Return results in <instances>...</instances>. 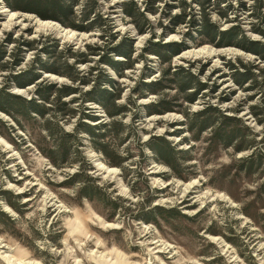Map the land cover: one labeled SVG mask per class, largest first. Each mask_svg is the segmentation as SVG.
<instances>
[{
    "label": "rangeland",
    "instance_id": "obj_1",
    "mask_svg": "<svg viewBox=\"0 0 264 264\" xmlns=\"http://www.w3.org/2000/svg\"><path fill=\"white\" fill-rule=\"evenodd\" d=\"M201 1L218 28L236 24L264 43V0ZM133 6L149 20L141 31L124 11ZM182 9L184 20L171 22ZM198 9L196 0H76L66 21L95 16L91 28L77 29L0 0V87L35 98L38 82L72 87L43 116L0 109V264H264V57L208 41L196 29ZM88 10L95 14L82 18ZM123 38L131 47L125 59L109 50ZM149 40L183 45L166 61ZM101 54L131 64L116 73ZM29 66L34 82L10 78ZM178 66L191 73L184 90L171 73ZM233 66L251 78L238 85ZM154 79L155 90L146 89ZM196 79L203 87L186 100ZM96 83L118 92L122 110L108 115L86 99ZM206 107L214 123L232 116L233 142L210 138L212 125L195 130L193 112ZM83 122L97 125L93 135ZM56 123L68 132L65 156L53 153L58 164L47 156L60 140ZM149 144L169 150L162 157Z\"/></svg>",
    "mask_w": 264,
    "mask_h": 264
},
{
    "label": "trees",
    "instance_id": "obj_2",
    "mask_svg": "<svg viewBox=\"0 0 264 264\" xmlns=\"http://www.w3.org/2000/svg\"><path fill=\"white\" fill-rule=\"evenodd\" d=\"M5 4L8 6H11L12 8H19L24 9L28 11H32L37 13L39 16L44 18H54L59 20L61 23H67L77 29H89L92 26V23H94V17H92L90 20H88L87 23H83L81 21L75 22V21H66L64 16L68 15L72 12L73 5L75 4L76 0H4ZM199 3V9L198 13L200 15L199 21L197 22L196 29L200 34H205L206 39L208 41L214 40V42L217 45H225L226 43H233L240 47H243L247 50H251L254 53H257L258 56L264 57V43L260 42L258 39H249L247 38L244 33L241 31L240 28L237 27L236 24H231L226 26L225 28H218L217 24L209 19L208 15L206 14V5L209 4V2L205 5L203 1L196 0ZM208 1V0H205ZM257 6H261L260 3L257 4ZM124 11L126 14L130 15L132 18V21L137 27V31L143 30L145 27L149 25V20L146 16H144L143 12L138 8V6L133 7H125ZM149 11H154L149 10ZM89 12H92L95 14L94 11L88 10L86 15H82V18H87L89 15ZM264 12V10H263ZM184 11L182 9L181 13H174L171 14L170 18L171 22L178 23L182 22L184 20ZM223 14V13H221ZM224 15V14H223ZM142 17V21L140 23H137L136 17ZM194 19H191V22H193ZM97 25H101V22L97 23ZM239 34V36H237ZM126 38H123L122 40L111 44L109 47V50H113L115 54H119L125 58L129 57L131 52V47L129 46V41L127 42L124 40ZM150 47L148 48L149 51L155 52L160 60H166L168 61L170 56L173 53H176L182 48L181 41L176 40H167V41H160V40H149ZM4 55V52H0V58ZM100 58L102 61H105L108 63L116 73H120L119 69L124 67V65H130L131 61H123L124 59L120 58H113L111 56H106L101 54ZM13 64L19 63V58L14 59L12 61ZM40 67L46 70H53L58 73H62L65 76L74 79L73 75L70 73V71H62V69H58L56 65L51 63H46L43 61H40L38 63ZM3 66V64H0ZM65 66H70V64L66 63ZM71 67V66H70ZM171 73L175 74V77H173V80L176 83V86L179 90H184L191 83V77L190 74L186 69L183 70L181 66H178V69H173ZM183 73L188 74V79L183 77ZM232 78L233 80L238 84L241 85L243 81L247 80L248 78H251V75L249 72L246 71V68H243L242 70L237 69V67L233 66L232 70ZM81 82H88L89 79L86 77H83L82 75ZM10 78L13 79L18 85L23 86L26 83L34 82L37 79V72L33 69V67H27L23 68V70L19 72H12L10 74ZM104 81L107 83H113L114 79L111 76H107L105 74ZM100 83V82H99ZM154 84H159V80L154 79L150 80L149 82H144V85L146 89L150 91H154L155 87ZM193 84V90L184 92L183 97L186 100H192L195 98L198 91L203 87V82L199 80H194L192 82ZM72 87L68 84L63 85L62 88H57L54 86L53 82L50 81H44V82H38L37 87L35 88V92L37 93V98L35 97H26L23 96L20 93H16L10 90H6L4 87H0V109L5 111L8 114H11L12 116H22L30 115L32 112H34L37 115L43 116L45 113H47L48 104L47 102L52 101H59L60 94H67L69 91H72ZM57 90H61L60 92ZM57 91V92H56ZM85 92L88 94L86 96V99H92L97 102H99L101 105H103L108 113V115H111L113 113H117L120 110H122V107L120 105L114 104V98L117 97V93L113 91L111 88L107 89L103 86H100L99 84H92L90 85L89 89L85 90ZM106 102H110V104L115 105L114 109H109L108 105H106ZM151 103L147 104V109H151L155 111L156 108H153ZM206 110H208V107L200 109L199 111L193 112V116L198 118V123L195 126V130L198 132L200 129L205 128L206 126L212 125V134L209 136L210 138H213L216 142L219 141L221 144L228 145L229 143L233 142L237 134L234 131L233 125H229V122L227 121L228 118H232V116L227 115H221L222 120L217 121L214 123L212 119H210L209 114L206 113ZM34 115V114H33ZM89 117H94L93 115H90ZM44 120H47L45 117ZM117 121V120H113ZM226 126L224 127L223 125ZM84 126L83 129L87 131L90 135L94 134L93 129L97 128V125L83 122ZM57 128L59 130V133L57 136L60 140L56 138L54 140V144L52 145V148L54 146V150H51L52 154L47 155L50 156L52 162L55 164H58L57 160L53 158V153H57L61 155L60 157L63 158L65 156V153L67 152V148L62 143V137L63 135L67 134L68 132L64 131L57 123ZM192 126V125H191ZM190 126V128H191ZM223 127V128H222ZM61 137V138H60ZM101 140V139H99ZM101 142V141H100ZM149 147L153 149L154 153H157L158 155L163 157V154L168 152L169 149H166L164 147H161L158 144L152 145L149 144ZM235 149H241V145H236ZM247 156L248 159L252 162L256 159L255 152L248 153ZM75 174V173H74Z\"/></svg>",
    "mask_w": 264,
    "mask_h": 264
},
{
    "label": "bare ground",
    "instance_id": "obj_3",
    "mask_svg": "<svg viewBox=\"0 0 264 264\" xmlns=\"http://www.w3.org/2000/svg\"><path fill=\"white\" fill-rule=\"evenodd\" d=\"M43 22H46V21L43 20Z\"/></svg>",
    "mask_w": 264,
    "mask_h": 264
},
{
    "label": "water",
    "instance_id": "obj_4",
    "mask_svg": "<svg viewBox=\"0 0 264 264\" xmlns=\"http://www.w3.org/2000/svg\"><path fill=\"white\" fill-rule=\"evenodd\" d=\"M17 92V91H16Z\"/></svg>",
    "mask_w": 264,
    "mask_h": 264
}]
</instances>
